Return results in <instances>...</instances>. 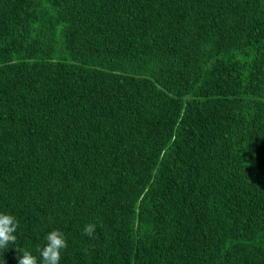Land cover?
I'll list each match as a JSON object with an SVG mask.
<instances>
[{
  "label": "trees",
  "instance_id": "trees-1",
  "mask_svg": "<svg viewBox=\"0 0 264 264\" xmlns=\"http://www.w3.org/2000/svg\"><path fill=\"white\" fill-rule=\"evenodd\" d=\"M0 264H264V0H0Z\"/></svg>",
  "mask_w": 264,
  "mask_h": 264
}]
</instances>
